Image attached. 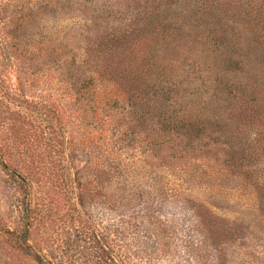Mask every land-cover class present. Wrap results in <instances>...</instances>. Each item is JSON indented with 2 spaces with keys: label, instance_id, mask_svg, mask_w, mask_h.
I'll list each match as a JSON object with an SVG mask.
<instances>
[{
  "label": "rangeland",
  "instance_id": "374dc122",
  "mask_svg": "<svg viewBox=\"0 0 264 264\" xmlns=\"http://www.w3.org/2000/svg\"><path fill=\"white\" fill-rule=\"evenodd\" d=\"M201 1L241 21L264 46V0ZM71 13L60 0H0V264H41L37 251L53 264H94L91 230L118 264H206L187 252L186 197L206 201L194 205L214 227L220 264H264V199L237 176L243 168L237 173L219 161L193 164L185 173L180 166L168 170L133 140L106 145L97 139L93 152L110 149L108 157L125 164L137 187L176 188L166 189L181 198L165 195L158 214L168 233L156 242L133 226L141 217L131 207L89 195L96 183L88 182V135L106 126L88 127L86 115L76 118L72 59L83 49L78 36L84 23ZM95 157L97 163L107 159Z\"/></svg>",
  "mask_w": 264,
  "mask_h": 264
},
{
  "label": "trees",
  "instance_id": "16d2710c",
  "mask_svg": "<svg viewBox=\"0 0 264 264\" xmlns=\"http://www.w3.org/2000/svg\"><path fill=\"white\" fill-rule=\"evenodd\" d=\"M68 6L71 17L84 23L78 36L83 49L72 59L76 118L86 115L88 127L106 126L88 135V182L96 183L88 184L91 197L131 207L141 217L133 226L154 235L155 242L168 233L158 214L165 195L181 198L168 193L176 188L166 183V189L137 187L125 164L108 157L110 149L93 152L102 138L106 145L127 139L144 145L168 170L180 166L185 173L193 164L219 161L237 173L243 168L237 176L264 199V46L252 29L201 0H60V8ZM114 57L118 61L111 66ZM95 156L107 159L97 163ZM194 204L206 201L186 197L188 255L220 264L214 227ZM91 231L94 264H118L102 236ZM36 256L41 264H53L40 251Z\"/></svg>",
  "mask_w": 264,
  "mask_h": 264
}]
</instances>
